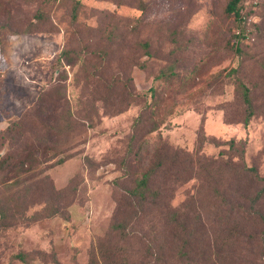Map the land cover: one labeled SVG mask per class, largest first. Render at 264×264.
I'll return each instance as SVG.
<instances>
[{
	"label": "rangeland",
	"instance_id": "1",
	"mask_svg": "<svg viewBox=\"0 0 264 264\" xmlns=\"http://www.w3.org/2000/svg\"><path fill=\"white\" fill-rule=\"evenodd\" d=\"M77 1L73 19L74 0H0V134L24 114L40 115L39 108L53 116L68 102L78 118L85 115L62 163L48 166L42 157L27 172L15 167L8 178L0 172V195L22 181L13 189L21 205L13 218L0 219V264H24L18 253L29 264H88L123 190L162 145L204 163L240 161L264 176V0H239L240 22L226 13L228 0ZM30 22L37 29L24 32ZM62 50L71 53L58 61ZM239 81L249 87L254 109L247 125ZM139 112L141 125L134 124ZM153 123L159 127L149 133ZM26 128L27 137L39 133ZM2 140L0 156L7 152ZM45 175L65 191L68 217L46 216ZM231 176L223 168L211 183L227 192ZM200 183L187 174L171 179L166 201L187 215L198 211L204 223L219 221L211 184L200 190ZM237 185L241 194L260 188L245 177ZM200 194L207 207H197ZM253 209L264 214V194ZM253 215L239 223L231 250L247 264H264V222ZM170 250L166 256L178 249Z\"/></svg>",
	"mask_w": 264,
	"mask_h": 264
},
{
	"label": "trees",
	"instance_id": "2",
	"mask_svg": "<svg viewBox=\"0 0 264 264\" xmlns=\"http://www.w3.org/2000/svg\"><path fill=\"white\" fill-rule=\"evenodd\" d=\"M77 2L74 0L73 19L76 18L75 3ZM238 2L239 0H228L225 11L240 22ZM36 29V23L30 22L22 30L33 32ZM7 30L10 33L17 31L10 28ZM69 53L71 51L62 50L57 60L63 61ZM238 87L246 113L242 121L247 125L254 115L250 89L241 81L238 82ZM60 89L61 86L57 88ZM47 98L48 95L40 99V102L47 101ZM38 111L40 115L34 113L22 115L0 134V138L3 139L2 144H7V152L0 156V172L5 171L3 173L5 178H8L9 171L15 167H26L24 172L37 167L42 163L40 161L42 157L45 162L49 161L48 166H52L62 163L71 155L69 143L71 139H76L80 135L83 125L80 120L84 119L85 115L78 118L68 102L61 113L53 116H42L41 108ZM114 111L118 113L120 109L114 108ZM142 116V112H139L134 124L141 125ZM26 124L34 125L39 133L25 136ZM158 127L153 123L149 133ZM134 139L135 136L131 135V141ZM233 142L231 141L232 146ZM132 149L133 147H130V152ZM157 154L158 156L149 161L148 167L136 179L134 186L123 190L109 230L103 237L97 239L92 247L88 264H247L248 260L243 262L241 257L231 250V246L234 237L240 232L238 228L241 220L249 221L256 216L253 214H257V217L264 222V214L253 209L264 194V176H259L255 168L237 163L240 161L222 162L218 159H208L209 161L204 163L199 157L167 144L160 146ZM201 158L206 159L204 156ZM223 168H231L233 172V176L227 181L229 189L227 192L216 189L214 184L217 183H211L214 176L223 175ZM184 174L204 181V184L200 183V190L210 188L211 197L217 201L214 212L219 221L210 220L204 223L198 211L194 210L193 215H187L186 212L171 208L167 203L166 193L172 188L169 186V181L171 179L179 181ZM243 177L253 186L260 188L255 189L251 194L239 193L240 186L237 185V181ZM44 179L47 182L49 197L46 216L68 217L66 205L61 203L65 191L57 189L48 175H45ZM14 181L11 185L5 186L10 190L9 194L0 195V219L13 218L15 208L22 203L17 198L19 190H13L19 187L22 181L19 178ZM37 182L42 183L43 178L41 177ZM207 182L211 184L210 187ZM197 198V207L208 206V201L202 202L201 194ZM35 202L36 200H33L31 203ZM190 218L193 219V223L189 221ZM261 232L260 235L264 237V229ZM222 233L224 236L219 242L217 239ZM198 235L205 237L207 242L197 241ZM224 247L225 250L221 251ZM169 249L178 250L176 254L166 256L165 252ZM15 257L24 264H29L24 253H18Z\"/></svg>",
	"mask_w": 264,
	"mask_h": 264
}]
</instances>
